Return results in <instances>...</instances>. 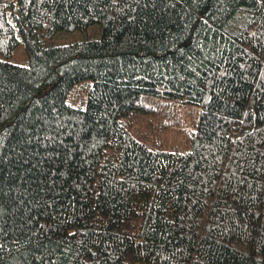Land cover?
Segmentation results:
<instances>
[{
    "label": "trees",
    "instance_id": "16d2710c",
    "mask_svg": "<svg viewBox=\"0 0 264 264\" xmlns=\"http://www.w3.org/2000/svg\"><path fill=\"white\" fill-rule=\"evenodd\" d=\"M0 264H264V0H0Z\"/></svg>",
    "mask_w": 264,
    "mask_h": 264
},
{
    "label": "rangeland",
    "instance_id": "374dc122",
    "mask_svg": "<svg viewBox=\"0 0 264 264\" xmlns=\"http://www.w3.org/2000/svg\"><path fill=\"white\" fill-rule=\"evenodd\" d=\"M93 35H95L93 32H92ZM70 37L68 36H65V35H61V34H58L53 42H63V41H66L68 40ZM12 62L14 63H18V64H25L26 63V57H25V54H24V51H23V48L22 46H19L18 48H16L14 51H13V55L12 57L9 58ZM144 97V96H143ZM142 97V98H143ZM154 102L156 103H160V99H157L155 98L154 99ZM183 107L187 108L185 109V114L182 118V121L183 122H186V121H189V118H190V115H191V110L188 108L187 105H182Z\"/></svg>",
    "mask_w": 264,
    "mask_h": 264
}]
</instances>
